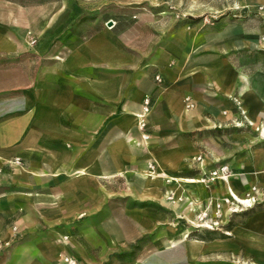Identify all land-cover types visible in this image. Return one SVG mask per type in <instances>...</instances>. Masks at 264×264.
Masks as SVG:
<instances>
[{"label": "crops", "instance_id": "0c3cea01", "mask_svg": "<svg viewBox=\"0 0 264 264\" xmlns=\"http://www.w3.org/2000/svg\"><path fill=\"white\" fill-rule=\"evenodd\" d=\"M240 3L263 34L264 0ZM45 5L0 0V188L11 171L15 185L0 189V264H264V206L205 231L174 198L198 209L254 188L264 201V65L230 56L252 47L247 31L227 23V60L194 57L195 35L142 62L100 30L40 36L26 12ZM227 124L252 140L228 176L202 182L194 139ZM14 213L24 236L10 244Z\"/></svg>", "mask_w": 264, "mask_h": 264}, {"label": "rangeland", "instance_id": "374dc122", "mask_svg": "<svg viewBox=\"0 0 264 264\" xmlns=\"http://www.w3.org/2000/svg\"><path fill=\"white\" fill-rule=\"evenodd\" d=\"M27 2L30 0H17ZM45 5L37 12L27 11L29 18L36 13L41 27V35L55 36L57 41L64 35L88 36L100 30L105 35L113 37L125 50L142 62L147 61L159 44H169L173 37L183 36L186 40L191 36H202L199 39L200 50L192 53L199 56L216 55V59L227 60V23L241 26L248 33L249 45L252 47L247 53L239 50L230 53L236 65L246 70H254L264 65V32L255 35L261 30L262 20L256 16L253 9L242 7L240 0H39ZM56 8V17L48 23L51 10ZM223 15L222 17H219ZM108 21H112L108 25ZM48 24V25H47ZM26 34L32 36V32ZM235 35V34H233ZM57 45H61L57 43ZM237 127L227 124L225 127H216L204 130L194 139L199 150L197 160L204 163L209 169L205 170L204 182L209 180V172L227 165L226 176L231 172L233 162L239 157L241 148L250 143L252 134L248 135ZM16 162V160H14ZM203 162V161H202ZM209 170V171H208ZM14 171L9 175L14 176ZM8 178L7 186L1 187L2 191L15 190V185ZM221 174L213 179L222 178ZM24 189V188H23ZM20 188V190H23ZM229 190V189H228ZM256 189H251L243 196L246 202H238L230 193L227 198L221 197L210 206L202 203L201 208L195 209L186 202L184 195L176 194L174 198L180 199L177 209L189 211L190 218L181 219L184 225L203 227L209 224L210 228H221L230 220L237 221L242 218L236 212L245 210L254 205L264 206L254 196ZM183 196V198H182ZM186 198V197H185ZM217 199V198H216ZM234 199V200H233ZM248 199V200H247ZM182 201V202H181ZM258 202V203H257ZM225 205V206H223ZM202 209V210H199ZM17 213L8 218V224L13 234L9 243H13L24 236L15 224ZM19 232V233H18Z\"/></svg>", "mask_w": 264, "mask_h": 264}, {"label": "trees", "instance_id": "16d2710c", "mask_svg": "<svg viewBox=\"0 0 264 264\" xmlns=\"http://www.w3.org/2000/svg\"><path fill=\"white\" fill-rule=\"evenodd\" d=\"M222 16L223 15H220L219 17H222ZM258 205H260V204H257V207H256V205H254V206L247 208L245 210H241L240 212H236L235 215H240V216H242V218L240 220H237V221L230 220L226 224L222 225L221 229L227 230V231L230 230L234 224L242 221L246 216H248L250 213H252L256 209L261 208V207H258ZM200 230L213 231V229H208V228H203V229L200 228ZM197 232H198V230H193L190 232V234H196ZM222 235H225V234H222Z\"/></svg>", "mask_w": 264, "mask_h": 264}, {"label": "built area", "instance_id": "2783aa9c", "mask_svg": "<svg viewBox=\"0 0 264 264\" xmlns=\"http://www.w3.org/2000/svg\"><path fill=\"white\" fill-rule=\"evenodd\" d=\"M155 79H156L157 81H160L159 76H156ZM149 102H150V99H149L148 97L145 98V100H144V105H145V106L149 105ZM186 106H187V107H190L191 104H190V103H187ZM141 127H142V128L144 127V123L141 124ZM144 137H147V136H144ZM227 170H228L227 165H223V166H221L220 168H218L217 170H212V171L209 172L208 179H209V180H212L213 177H215V175H217L218 173L221 174L220 177L224 178V177L226 176V174H227Z\"/></svg>", "mask_w": 264, "mask_h": 264}, {"label": "bare ground", "instance_id": "6f19581e", "mask_svg": "<svg viewBox=\"0 0 264 264\" xmlns=\"http://www.w3.org/2000/svg\"><path fill=\"white\" fill-rule=\"evenodd\" d=\"M231 189V188H230ZM232 191L234 190V189H231ZM236 192V191H235ZM237 193V192H236ZM238 194V193H237ZM237 194H235L234 192H232V197L233 198H235L238 202H246V200H244V199H242V198H240L239 196H237ZM234 200V199H233ZM248 200V199H247Z\"/></svg>", "mask_w": 264, "mask_h": 264}, {"label": "water", "instance_id": "95a60500", "mask_svg": "<svg viewBox=\"0 0 264 264\" xmlns=\"http://www.w3.org/2000/svg\"><path fill=\"white\" fill-rule=\"evenodd\" d=\"M112 21H108V25H111Z\"/></svg>", "mask_w": 264, "mask_h": 264}]
</instances>
